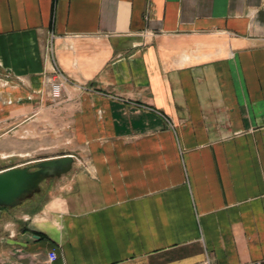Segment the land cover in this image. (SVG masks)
Returning <instances> with one entry per match:
<instances>
[{
  "label": "crops",
  "instance_id": "obj_1",
  "mask_svg": "<svg viewBox=\"0 0 264 264\" xmlns=\"http://www.w3.org/2000/svg\"><path fill=\"white\" fill-rule=\"evenodd\" d=\"M63 156L0 264H264V0H0V171Z\"/></svg>",
  "mask_w": 264,
  "mask_h": 264
},
{
  "label": "water",
  "instance_id": "obj_2",
  "mask_svg": "<svg viewBox=\"0 0 264 264\" xmlns=\"http://www.w3.org/2000/svg\"><path fill=\"white\" fill-rule=\"evenodd\" d=\"M72 161V156H63L41 161L34 168L11 167L0 171V216L2 207L18 205L38 191L46 178L64 172Z\"/></svg>",
  "mask_w": 264,
  "mask_h": 264
},
{
  "label": "built area",
  "instance_id": "obj_3",
  "mask_svg": "<svg viewBox=\"0 0 264 264\" xmlns=\"http://www.w3.org/2000/svg\"><path fill=\"white\" fill-rule=\"evenodd\" d=\"M67 82H69V80L64 76L60 69L56 68L54 77L49 79L51 86V96L53 99H58L61 97L64 84ZM57 258L58 254L56 249H52L48 252L43 264H54Z\"/></svg>",
  "mask_w": 264,
  "mask_h": 264
},
{
  "label": "rangeland",
  "instance_id": "obj_4",
  "mask_svg": "<svg viewBox=\"0 0 264 264\" xmlns=\"http://www.w3.org/2000/svg\"><path fill=\"white\" fill-rule=\"evenodd\" d=\"M47 182H48V181H47ZM47 182H46V183H47ZM46 183H45V184H46ZM47 184H48V183H47Z\"/></svg>",
  "mask_w": 264,
  "mask_h": 264
}]
</instances>
